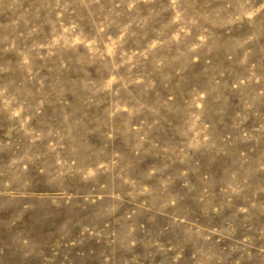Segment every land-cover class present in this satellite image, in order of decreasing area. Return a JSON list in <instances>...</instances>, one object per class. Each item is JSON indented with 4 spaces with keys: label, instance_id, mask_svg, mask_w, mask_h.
Returning a JSON list of instances; mask_svg holds the SVG:
<instances>
[{
    "label": "rangeland",
    "instance_id": "rangeland-1",
    "mask_svg": "<svg viewBox=\"0 0 264 264\" xmlns=\"http://www.w3.org/2000/svg\"><path fill=\"white\" fill-rule=\"evenodd\" d=\"M0 264H264V0H0Z\"/></svg>",
    "mask_w": 264,
    "mask_h": 264
},
{
    "label": "bare ground",
    "instance_id": "bare-ground-1",
    "mask_svg": "<svg viewBox=\"0 0 264 264\" xmlns=\"http://www.w3.org/2000/svg\"><path fill=\"white\" fill-rule=\"evenodd\" d=\"M38 220V219H37ZM48 223V222H47ZM35 226V225H34Z\"/></svg>",
    "mask_w": 264,
    "mask_h": 264
}]
</instances>
